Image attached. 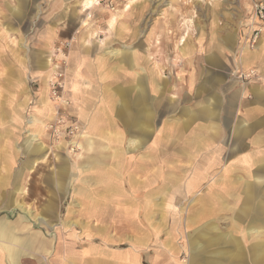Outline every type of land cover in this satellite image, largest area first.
<instances>
[{
  "label": "rangeland",
  "instance_id": "374dc122",
  "mask_svg": "<svg viewBox=\"0 0 264 264\" xmlns=\"http://www.w3.org/2000/svg\"><path fill=\"white\" fill-rule=\"evenodd\" d=\"M85 1L0 0V50L5 52L6 63L10 61L12 64L13 58L15 59L14 53L20 56L24 64L18 61L16 63L21 70V75L26 74V85L23 86L21 83L15 89L23 91L27 88L29 91V99L25 106L15 109L10 107L11 111L15 110V113L8 118L4 138L0 141L2 143L0 146L6 147L5 151H9V148H15L16 151L14 156L10 155L11 164L7 168L1 165L0 160V172L5 171L9 177L6 185L0 187V220L19 226L20 230L24 229L30 231L31 234H36L39 237L38 244L43 241L50 244L43 251L23 249L17 243L11 244L0 238L2 261L4 264H10L7 255L8 248L20 250L19 264H63L62 262L67 264L68 258L77 260V255H80L77 246L83 243L73 238L77 232V230L74 231L76 225L74 228L71 225L67 227L66 222L76 223L85 217L73 211L85 206L86 200L80 197L74 199L72 192L81 186L76 165L82 158L78 159V156L87 155L90 151L82 152L83 137L80 140L79 150L73 145V142L78 140L77 125H81L78 127L82 129L83 134L87 133L88 127L74 112L75 107L66 78L73 45L81 41L82 35L87 34L85 37H88L92 33L95 46H100L105 52L111 49L133 52L137 56V64L144 66L145 70L148 68L151 81L156 80L157 74L161 79L164 96L160 97L163 100L156 111L151 109L149 121L153 132L147 137L142 147L135 151H125L124 156L127 157V161H132L130 168L138 166L141 156L145 157L144 159H157L154 164L144 163L147 164L145 174L134 171V175L131 176L133 179H144L143 185L149 183L148 178L152 177V175L146 177L151 171L149 169H152L153 165V167L158 165L161 173L157 175L155 181H151L148 185L152 189L161 186L164 177L170 171H175L174 174H178L175 177L185 181L186 176L192 173L190 165L198 156L193 160H187L181 156L183 154L177 156L175 150H172L167 152L166 156H163V151L158 157V150L155 149L168 150L165 147L167 144L164 145V141L168 140H163V144H158L156 147L151 143L154 142L159 128L168 131L169 127L172 129L175 123L177 128L184 129V125L178 124L176 118L185 121L187 116L184 112L187 109L195 111L202 105L213 106L216 114L215 128L218 134L211 140V145L220 147L221 150H218L220 155H217L214 154V147L210 148H213L210 154L212 153L211 155L217 160L208 170V180L203 181L202 187L196 189L194 194L178 195L176 191L165 202L168 208L172 206L177 213L171 214L164 210L163 222L168 225L172 224L176 230L177 241L181 246L179 258L181 262L183 261L182 264H185L184 261L188 258V243L183 238L184 236L187 239V235L191 233L194 241L195 239L202 241L203 237L200 235L205 234L206 238H211L219 233L218 230L222 234L229 233L230 226H232L230 219L234 216L232 210L239 206V202L234 197H242L245 181H252L254 185L259 184V187L263 189L262 183L254 180L256 175L264 178L263 113H255V117L259 118L256 121L255 117H251L253 126L249 124L247 116H244V108L252 104L258 105L255 99L252 100L253 96L257 97L255 88L264 93V0H97L91 7L83 10L81 4ZM111 17L114 22L112 27L109 25ZM60 46L64 49L66 66L63 86L56 90L55 93L58 96L56 98L49 84V78L54 70L55 60L60 56L58 51ZM245 47L248 52L242 53ZM251 53L254 54L253 58L242 63V54L244 57ZM40 56L46 58L48 62L46 95L52 106L51 112L42 110V107L47 106L41 102L40 98L42 96V76L38 73L41 68L36 64ZM110 57L114 58V55ZM117 65V68H120L116 78L117 86L129 83L130 76L140 71L137 65L129 68L128 65L118 61ZM2 67L0 64V69ZM5 67H7L6 64ZM2 88L0 87V91ZM237 92L239 93V100L236 104L238 109L232 110L233 105L235 107V97L232 96ZM125 96L130 98L131 92L126 93ZM153 96L154 93L149 89L148 98L151 102L154 99ZM170 100L174 102L171 103ZM132 110L136 111V108L132 107ZM35 118L44 124L38 138L45 149L36 150L30 156L24 142L29 132L37 126L41 127L39 122H33ZM117 122L118 128L126 135L123 139L125 145L126 139H129L127 132L129 133L130 128L120 120ZM206 124L203 118L195 119L184 131L187 134L185 140L193 141L195 132L205 134ZM246 127H249L248 131L245 136L240 135L241 140L233 136L234 133ZM4 140L8 142L7 145H3ZM181 143L180 149L183 148ZM183 149L182 153L184 151L187 153V150ZM1 156L0 152V158ZM30 159L35 162L31 164ZM175 163H177V168L169 166ZM60 164L72 165L65 182L62 176L67 173V169L65 166L60 167ZM179 167H184L185 173L181 174ZM223 169L227 172L226 177H223L226 179L222 182L225 188L222 190V193L224 192L222 200L227 210L217 209L219 207L217 201L209 198L218 194L213 189L207 191V196L203 195V207L205 209L215 208V211L210 216L206 215L199 219L195 213L197 207L193 206L200 199L198 194L205 190L207 184L212 183ZM124 170L122 168V174ZM248 172L250 176L246 174ZM238 175L243 179H236L235 176ZM58 178L63 180L62 189L59 192L52 183ZM125 178L126 176L123 177L121 189H127L128 199L136 203L139 210L141 202L137 195H143V193L139 191L137 193L135 190L129 191L128 179L125 180ZM87 188L94 190L95 187L89 188L88 186ZM197 196L198 199L195 200ZM10 198L20 205H9ZM192 198L196 201L193 205H191ZM213 201L214 204L210 205ZM76 203H79L80 207ZM185 207L187 209L185 212L178 211ZM69 209L72 210L70 213ZM259 215L257 210L252 215H245L246 219L237 222L239 229L233 233L241 241L243 264H252L248 250L254 241L259 239L262 241L264 237L251 232L250 237L246 236L242 239L243 232L251 223V216L252 219L257 218L259 222V225L253 227L260 229V232L264 231V223L261 222L262 219H258ZM188 217L192 219L190 225L185 222ZM260 217L264 218V215ZM90 219L102 222L105 217L96 216ZM158 219L159 216L155 214L154 221ZM86 221L91 222L92 220ZM201 226L204 227V231L201 230ZM196 227L199 229L196 230ZM249 230H251L250 227ZM224 241H226L225 238L219 241L220 243L215 248L218 253H222L217 259L222 264H234L225 257V254L234 255L236 247ZM61 248L62 257H57ZM143 264L148 263L143 261Z\"/></svg>",
  "mask_w": 264,
  "mask_h": 264
},
{
  "label": "crops",
  "instance_id": "0c3cea01",
  "mask_svg": "<svg viewBox=\"0 0 264 264\" xmlns=\"http://www.w3.org/2000/svg\"><path fill=\"white\" fill-rule=\"evenodd\" d=\"M113 23L114 22L111 17L109 20V25L112 27ZM86 35L87 34L82 35L81 41L76 42L71 49L66 81L69 93L74 103V112L83 122L87 124V133L84 132V134L88 135L89 137H92L93 142L89 144L87 138H84L82 136V152H90H88L87 155L78 156V159L82 158V160H80V162L76 165V169H78V181L80 182L81 186L80 188H76V191L73 190L72 196L74 199L75 197H80L86 200V204L83 207H80L79 203H76L80 208H77L73 211L74 213L83 215L85 217L83 219L78 220L76 223H74L73 221H67L66 225L67 227H70L69 225H71L73 226L72 228H74V226L76 225V229L74 231L76 232L77 230V232L74 234L73 238L74 240L76 239L83 244L80 245L79 243L77 246L80 254L77 255V260H74V258H68V261L66 263L143 264L144 261L148 264H182L183 261L181 262L179 258L181 246L177 241L178 239L175 232L176 230L173 228L172 224L168 225L163 222V216L165 214V211L171 214H177L174 210L175 208L173 209L172 206L171 208H168L169 206L167 207L165 205V202L166 199L176 191L178 195L184 194L182 191L183 182L181 180H178V182L176 183V187H173V180H169L170 176L172 174L174 176L178 174H174L175 171L167 172L168 175L164 177L162 185L165 184V182H168L167 185L169 184V182H171L169 185L171 188H162L161 185V187H157V191L153 193L152 191H154L156 188L152 189V187L148 185L151 184V181H155L157 179V175L161 173V168L158 165L155 167H153V165L151 167L152 169H149L151 171L146 177L148 178L150 175H152L151 173L152 171H154V169H158L160 172L155 175L156 177L153 178L152 175L151 178H148L150 182L145 185H143L144 179L138 180L137 178L135 180L131 177L132 174L128 172V168H130V166L132 165V161L126 160L127 157H124L125 151H135L129 149L130 146L128 144V141L132 138H139L140 135L135 131L137 129L136 126H129V133L127 132L129 139H126V144L124 145L123 139L126 135L118 128L117 124V120H120L121 123H123V121L115 113L116 106L119 101V94L117 96L119 88L123 90H125V88H128L127 90L131 92V96L130 98H126H133L134 91L133 89L130 91V89L136 85L139 73H143L146 78L143 82V86L146 90L145 103L149 107L150 113L151 109H155L156 111L157 108L154 106L155 99L157 97L160 98V94L161 92H163L162 83L160 81L161 79L157 74L156 80L151 81L150 73H148L147 70L148 68L145 70L144 66L142 67L138 65V59H136L137 56H135L136 61L134 66H139L140 71H138V73L135 72L133 76H130L129 83H126L124 86H117L116 78L120 71V68H117L118 58L112 53L114 49H111L112 51L109 50L108 52H105L100 46L98 47V45H94V38L92 33H90L88 37H85ZM111 55H114V58H111ZM14 57L16 61L13 58L12 64L10 63V61L6 63L5 59L7 57L5 55V52L0 50V64H2L3 66L0 69V87H3L2 91H0V130H2L0 131V141L4 138V129L6 126H8V118L15 113V110L11 111L10 107H12L13 109H15L16 107H23L29 99V91L27 90V88H25L23 91L15 89L16 87L18 88L21 83H23V86L26 85V74L23 73L21 75V70L18 64L16 63L18 61L20 64H24V62L22 63V59L20 58V56L17 53H14ZM5 64L7 65V67H5ZM36 64L38 67L41 68L40 72H38L39 75L42 76V96L40 97L41 102L45 106H47L42 107V110L44 112H51L52 106L48 102L46 95V79L48 75L47 59L40 56V58L37 59ZM128 67L133 68L129 65ZM149 89L151 92L154 93V99L152 100V102L148 98L147 92L149 91ZM255 91L257 97L253 96L252 100L254 101L255 99V101L258 102V105L252 104L248 108H244V104H242L244 112L247 114L246 115L244 113V116H247V120L250 121V125H253L251 117H255V113L262 112V118H264V93L260 92L259 89L256 88ZM232 97H235V107L233 105L232 108V110H235L237 108L236 104L239 100V93H235V95H233ZM161 100H163V98H161ZM129 104L130 109H132V107H134V103L129 102ZM47 108L49 110H47ZM232 116L233 115H231V117ZM203 119L206 121L207 124L204 127L205 134H202V136L207 137L209 131L212 130V126L210 125L207 119ZM254 119L256 121L259 118L255 117ZM33 120V122H39L41 124V127L37 126L34 129L32 128L33 131L31 132L41 134L42 125L44 124L37 118ZM177 121L179 122L178 124H183L178 119ZM193 121L190 122L188 125L183 124L184 129H181L179 127L177 128V126H175V123H173L172 129H170L169 127L170 130L168 129V131H165L164 129L161 130V128L157 129L158 133L155 135L154 139V141L157 139V143L154 145L155 142H153L151 143V145L156 146L158 144H161V141L168 140L166 142L164 141V145L167 144L165 145V147L169 145L174 147L176 144L175 140L177 139L179 133H183L185 129H187L193 123ZM83 122L81 124H83ZM258 125L261 124L258 123ZM31 126L33 127V125ZM162 132H172L173 135H167L166 133L164 134ZM196 135H198V133H196ZM213 138L208 137L207 142L211 144V140H213ZM145 142L146 140L143 141L141 147L144 145ZM7 143L8 142L4 140L3 145H7ZM211 147L214 146L211 145ZM5 149L6 147L0 146V152L2 153L0 160L1 165L4 168H7L11 164L10 155L14 156L16 151L14 150L15 148H9V151L11 152L9 153V151L6 150V152ZM177 149L180 150V148H175L174 150L176 151ZM26 150L27 152L29 151L27 147ZM155 150H158V157H160L163 151V156H166L168 154L167 152H169V149L163 150L160 148ZM213 150L218 151L221 150V148L214 147ZM28 153L30 154V156L33 155V153L31 154L30 151ZM144 158L141 156L139 159L138 166L134 167L135 169L145 168L142 171H138V173L144 172L143 174H145L147 172V164H150L153 160L157 159ZM29 161L31 162V164L32 162H35L31 161V159ZM146 162L148 163L144 164ZM62 166H65L67 169V173L63 174L62 176L64 181L58 178L53 180L52 182L57 188V192L61 191L62 181L65 182V179L68 178V174L70 173L69 170L72 165L60 164V167ZM169 166L173 168L177 167V163L171 164ZM122 168L125 169L124 174H122ZM124 176H126L125 180L128 179L127 188L129 191H134L132 190L131 186L134 183L133 181H135V183L138 182L137 186H139L138 189L135 191H137V193L138 191L143 193V195H137V198H139V201L141 202V208L139 210L137 208V204L131 202V200L128 199L129 197H127V189H121ZM8 178L9 177L7 176V174H5V171L3 173L0 172V187H4L6 185ZM88 186L89 188L92 186L95 188L94 190H88ZM100 193L104 194V198L101 199L100 203L92 205L89 200L91 198L95 200V197H97V195H99ZM169 193L170 195H168ZM119 196H122V200L120 201L118 200ZM159 201L163 203V207L161 208L156 206ZM13 203L15 205L16 201ZM130 205L132 206V209L130 210L131 217L127 221L125 218H122V216L124 215L123 208H130ZM150 206L153 207L149 208ZM168 209L172 210L170 211ZM185 209L186 207L181 208L178 211H180V213H183L186 211ZM203 209H205V207H203ZM71 211V209L68 210L69 213ZM195 213L198 217L197 212ZM155 214L159 216V219L157 221H154ZM90 215H95L94 218L96 216H104L105 219H102L103 221L100 222L96 219H90L92 218L90 217ZM110 216H114L115 218ZM136 216H138V218H136ZM149 217H152L151 220H149ZM86 220L92 221L90 222ZM185 222L190 225L192 223V219L188 217L186 218ZM62 223L64 224L65 222ZM183 238L188 243V258L184 261V263L187 264L186 261L190 257V238H192L191 233L187 235V239L185 238V236ZM57 257H62V253L60 252V250L58 251ZM62 263L64 264V262Z\"/></svg>",
  "mask_w": 264,
  "mask_h": 264
},
{
  "label": "bare ground",
  "instance_id": "6f19581e",
  "mask_svg": "<svg viewBox=\"0 0 264 264\" xmlns=\"http://www.w3.org/2000/svg\"><path fill=\"white\" fill-rule=\"evenodd\" d=\"M96 1L97 0H86L84 2V4H81V5H83V10H86L87 8L91 7ZM86 4L89 6L85 7ZM246 52H248L247 47H245L243 49L242 53H246ZM112 53L118 58V61L121 64H126V65H129L131 67H133L135 65L136 59H135V54L133 52L129 51V53H131V54H129L127 51L114 49L112 51ZM253 56H254V54H252V53L247 54L244 57L242 54V58H241L242 63L250 61L251 58H253ZM145 79L146 78H145L143 73L138 74L136 85L130 89V91L133 89V91L135 92L134 93L132 91L133 92V98H131V99L126 98L125 94L128 93L129 90H123V89L119 88V92L117 93V94H119V101H118V104L116 106V112H115L116 115L123 121V123L126 126L127 125H128V127L129 126L130 127L136 126L137 129L135 131L137 133H139V135H140L139 138H132L128 141V144L130 146L129 147L130 150H137L138 148H140L143 141H145L147 139V137L151 134V132H153V128L149 124L151 113H150L149 107L145 103L146 90H145V87L143 86V82L145 81ZM160 96H163L162 92H161ZM156 99H155L154 106L157 108L156 105H159V103L161 102V97L160 98L157 97ZM129 102L134 103V107L136 108V111L130 109ZM170 102L173 103L174 100H170ZM254 108H255V106H254ZM184 114L187 116L185 121H181L180 119H178L184 125H188L194 119L200 118V116H201V118L203 117V118L207 119L209 121L210 125L212 126V130L209 131V133L207 134V137H203L202 133L195 132V134H193V136L195 137V140L187 141V140H185V137L187 134L184 132L183 133L181 132V134L179 133V135L177 136L176 140H178V141L175 140V142H176L175 146L174 147H172L170 145L167 146L169 151H172L175 148H180V143L182 142L181 146L183 148H185V150H187V153H186V151H184V153H182L184 149L181 147L182 149H180V150L177 149L175 151L177 156L178 155L180 156V154H183V155H181V156H183V158L191 159V160H193L195 157L198 156V158L195 159V161H193V163L191 164L190 171L192 173L190 175H188V177L186 176L185 181H183V179H181V181H183V186H182L183 190L182 191L185 195L186 193L187 194H194L196 189H199L200 187H202L203 181L208 180V178H207L208 170L213 166L214 162L217 159L214 158L213 155H211L212 153L210 154L211 144L207 142V139H208V137H212V138L215 137V135L218 134V131H216V128H215V121H216L215 115L216 114L213 111V106H211L210 104L202 105L199 109H197L195 111H193V109H187L186 112H184ZM78 126H81V125L80 124L77 125L79 132L76 133L77 134L76 137L79 141L77 140L76 142H73V145H74V147H76L79 150L80 140H81L82 136L84 138H87V141L89 142V144H91L93 142V138L89 137L86 134H83L82 129ZM239 131L240 132H238V133H234L233 136H235L239 140H241V138L243 136H245V134L247 133L248 128H244V129H241ZM162 133H164V134L166 133L167 135H171V136L173 135L172 132H168V133L162 132ZM196 133H198V135H196ZM248 134H249V132H248ZM240 135H242V137ZM38 136H39V134L29 132L27 137H26V140L24 142V144L26 145V147L28 148V150L30 151L31 154L35 153L36 150L37 151H41V150L43 151L45 149V146L39 140ZM182 136H183V139H181ZM154 142H155L154 143V145H155L157 143V139ZM161 143H162V141H161ZM214 154L220 155V151H215ZM154 161L155 160L152 161L153 164H154ZM152 163H150V164H152ZM175 168H177V167H174V169ZM144 169L145 168H137V169L128 168V172L131 171L130 173L133 176L134 171L138 172V171H142ZM179 170L181 171L180 172L181 174L185 173L184 167H180ZM159 172L160 171L158 169L152 171L151 174L153 175V178L156 177L155 175H157ZM226 172H227L226 169H223L218 174V177L213 179L212 183L207 184V186L205 187L206 191L203 190L198 194L200 199H198V196L195 198V200H197V199L199 200L196 205L195 204L193 205V203H195L196 201L193 199L194 197L192 198L191 202L192 201L193 202L191 205H193L194 207H197L196 211L195 210L194 211L197 212L199 219L203 218L206 215L210 216L215 211V208L214 209L213 208L212 209H203V204H204V202H203L204 196L203 195L207 196V194H208L207 191H211L213 189H215L218 192V194L214 195V197H209V198H211V199L213 198L217 201V204L219 205V207L217 209L227 210L226 206H223L224 201L222 200L224 197V194H223L224 192L222 193V190L225 189L222 185L223 184L222 182L225 181V179H226V178H223V177H226V175H225ZM258 173H259V171H258ZM246 174L248 176H250V172H248ZM235 178L241 179V180L243 179V177L240 175L235 176ZM171 179L173 180V182H172L173 187H176V185H177L176 183L178 182V180L180 181V179L178 177H175L173 174L170 176L169 180H171ZM254 180H256V182L262 183L263 189H261V187H259V184L254 185L252 183V181L251 182L245 181L244 189L242 190V197L241 198H240V196L234 197V199L239 202V206H237V208L235 210H232L234 213V216L232 217V219H230L232 226H230L229 233L222 234L221 231L218 230L219 233L215 237L206 238L205 234L200 235L203 237L202 241H197L196 239L194 241L193 236H192V238H190V243H191V245H190V257L186 261L187 264H222L221 261H219L217 259L219 256H221L222 253L220 251H219L220 253H218V251H216L215 248L220 243L219 241H221L223 238L226 239V241H224L225 243H230L234 247H236V249H235L236 253H233L234 255L225 254V257H227L229 259V261L234 263V264H239V263L243 264L242 259L244 258V255L242 254V250H241L242 249V247L240 245L241 241H239L238 238L235 235H233L234 231H238V229H239L237 222H239L240 220L246 219L244 217L245 215H247V214L252 215V213L257 210V211H259V214H260L258 216V219H262L261 222L264 223V218L260 217V216L264 215V178L260 175L259 176L256 175L254 177ZM133 182L134 183L131 186V188H132V190H137L139 187V186H137L138 182L137 183H135V181H133ZM167 183L168 182H165V184L162 185V188L168 187V189H170L171 187L169 185H167ZM236 184H238V182ZM157 189L158 188H156L152 192L154 193L155 191H157ZM254 192H255V195H254ZM103 195L104 194L100 193L99 195H97V197H95V200L91 198L89 200L90 203L92 205H94L96 203H100L101 199L104 198ZM168 195H170V193ZM260 196H261V198H260ZM11 197H12V195H11ZM13 200H14L13 198H10L9 205H14L13 202H15V201H13ZM118 200L119 201L122 200V196H119ZM16 204L20 205L19 203H16ZM213 204H214V201L210 203V205H213ZM156 206L161 208V207H163V203L159 201ZM131 207L132 206L130 205V208H128V207L123 208V210H124L123 214L124 215L122 216V218H125L127 221L131 217V215H130V210L132 209ZM152 207L153 206H150L149 208H152ZM185 210H187V209H185ZM190 212H191V210H190ZM94 216L95 215H90V217H94ZM151 218L152 217H149V220H151ZM233 219H235V220H233ZM250 219H251V223L248 224V226H247L248 228L245 229V232H243L242 239H245L246 236L250 237L251 232L258 233L257 234L258 236H264V231L260 232V229L254 228L255 226L259 225L257 218L252 219V216H251ZM261 222H260V224H262ZM211 223H213V222L211 221ZM249 227L251 228V230H249ZM200 228H202L201 230L204 231V227L201 226ZM213 228H216V227H213ZM195 229L197 230L199 228H195ZM0 238H3L6 241H9L11 244L17 243L20 247H23V249L28 248V249H37V250L43 251V249L47 248L48 245H50L46 241H43L40 244H38L39 237L36 234H31L30 231H28V230H24V229L20 230L19 226L7 224L1 220H0ZM59 250H60V252H62V248ZM243 251L245 252L244 249H243ZM248 251H249L250 256H251V263L252 264H264V237H263L262 241H260V239L257 241H254L251 244V247L249 248ZM19 252H20V250H15L13 248L7 249V255H8L10 264H19V262L21 261V259L19 258V256H20ZM2 259H3V256H2L1 251H0V264H4Z\"/></svg>",
  "mask_w": 264,
  "mask_h": 264
},
{
  "label": "built area",
  "instance_id": "2783aa9c",
  "mask_svg": "<svg viewBox=\"0 0 264 264\" xmlns=\"http://www.w3.org/2000/svg\"><path fill=\"white\" fill-rule=\"evenodd\" d=\"M63 47H59L58 51L60 53V56L55 60L54 64V70L51 73L50 76V86L53 91V95L57 98L56 90L63 86V77L65 72V64H66V57L63 54Z\"/></svg>",
  "mask_w": 264,
  "mask_h": 264
},
{
  "label": "snow or ice",
  "instance_id": "6c2138e0",
  "mask_svg": "<svg viewBox=\"0 0 264 264\" xmlns=\"http://www.w3.org/2000/svg\"><path fill=\"white\" fill-rule=\"evenodd\" d=\"M88 6H89V5H87V4L85 5V7H88Z\"/></svg>",
  "mask_w": 264,
  "mask_h": 264
}]
</instances>
